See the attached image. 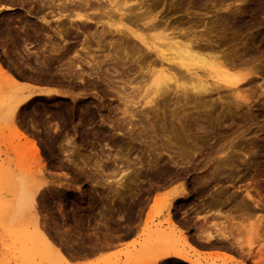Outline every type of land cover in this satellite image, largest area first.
<instances>
[{"label": "rangeland", "instance_id": "obj_1", "mask_svg": "<svg viewBox=\"0 0 264 264\" xmlns=\"http://www.w3.org/2000/svg\"><path fill=\"white\" fill-rule=\"evenodd\" d=\"M140 1L141 0H106L107 4H110L114 8H118L120 10H127L129 8L137 9L138 8L137 5ZM152 2L154 3L152 5H149ZM142 3L143 4L141 11H145L146 8L149 6L150 8L148 7L149 8L148 10H150L152 15H156L158 20L163 22L165 21L169 23L171 26L174 25L175 27H178L186 32L193 31L197 36L201 35L200 38L202 37L203 39L201 40L202 42H204L205 44L208 43V45H212L215 48L217 47L216 49L218 50V52L217 51L215 52L218 53L219 56L223 55L224 57V58L222 57L223 59L225 60L229 59L232 63H234L236 67L233 68L234 70L233 72L243 76L248 75L246 76L245 82L243 81L241 83V87H239V90L235 92L236 94L229 93L228 90L221 91L219 97L221 99L220 102L222 101L221 102L222 104L217 100H215L218 96L212 94L211 99L215 100V102L213 103V108L211 107L212 111L209 110L210 108L208 109V107H205L207 108L208 111H206V109L204 111V107H202L203 110H201V108L198 109V111L200 110V112H198L199 114L194 113L196 115H192L191 116L192 118L190 117L191 119L190 118L187 119V124L190 126L191 129L190 134L192 135V139L194 136L196 137L195 139H198L200 141L194 144V142L191 140L189 141V143L185 144L186 147L191 148L193 150H199L196 152L194 156L195 158L198 157L196 159L200 160L203 156L204 157L206 156L204 153H206L207 151L206 149L212 147L211 145L214 146V148L212 147L213 149L215 148L217 149V147H219L222 143H226L227 139L231 141L232 138L236 136V139L233 140V147L230 150H235L237 152L236 155L240 154L239 157L243 154L242 152L244 153L249 152V154L253 153V155L255 156L253 167L259 166L260 168L255 167L256 174H254L255 172L253 171L250 172L251 174L255 175L254 177H256V178L253 177V179L250 178L251 174H246V172H248L247 170L243 171V169H240L239 171L242 170L240 173L243 177H241L239 181L236 182L232 181V183L229 182L230 179H227L226 177L223 178L221 177L222 178L221 179L220 176L219 178L217 177L209 180L210 182L205 181L207 183L206 185H203L204 182H200L199 179L200 186L199 185L198 186L202 188L199 187L198 188L203 191L207 189L205 192H202L200 195L199 192L201 190H199L197 187L196 189L193 187V190H191L192 189L191 186H194V177L198 176L199 172H200L199 175L204 174L205 171L203 172V169H201L200 166H199L200 170L197 168L195 169L196 171L195 170L193 171L192 168L194 166L181 165L180 164L181 162L178 161L176 162L177 165L176 164L174 165V168H171L173 166L172 164H169V166L170 165L172 166L168 168L172 170V172L170 171V174L172 176L173 171H175V173L177 171H180L179 169H181L182 166L189 167L190 172L187 173L188 175L183 180V182L181 180L179 181L175 180L174 178L171 179L172 177H170L169 180L167 179V176L164 175L162 176L161 174L162 178L160 177L152 178L151 180L155 179V181L154 180L152 181L154 183V186L153 183L151 186H149L146 184L147 181L143 179V181L141 182L138 181L139 183L138 185L142 184L140 185L141 187L138 185L136 186V188L138 189L145 188V191L143 193H139L138 189L137 191H135L136 188H134L135 192L133 191L134 193L131 197L123 198L125 202L123 201V199L120 200L122 201L120 202L119 198L117 197L114 203L112 202L110 203V201H112L113 199L112 194H114V191L111 190H116V188L119 187L117 185L118 183L116 182L120 181L119 179L120 177L122 178L123 176V178L121 179L123 182L120 181L119 184L123 183L122 185L126 187L125 190H128L130 188L133 189L134 185L131 183V181H135V179L133 178L135 171H137V169L141 167L143 169L146 168L148 169L147 160L145 159L146 151L152 148L151 145L152 141L155 139L157 140L160 137L161 132H159L157 136H155L150 132V129L146 131H141L140 125L142 124V126L145 127L147 124L145 125L146 123L145 121H141L144 123H140V121L138 122L139 120L138 117L135 119L136 125L133 127V132H129L128 130H126L124 126L121 128L120 133L119 131L115 132L109 128L108 124L106 125V123L104 124L101 123L100 117H96V116L90 117L85 113L83 115V110L86 109V104L88 103L89 100H90L89 102L93 103L92 105L94 107L93 109L90 108L89 110H94L96 105L97 107H100L101 104L102 105L106 104L105 106H103V108H101V111L102 109L104 111V112L102 111L101 113L102 115L107 114V110H105L104 107L108 108V105L112 104L111 107L117 106L120 109L123 108L121 102H117V100L115 99L116 98L115 93L111 91V89L107 88L108 85L110 84L109 86L112 87L113 89L116 88L117 90L124 91L126 100L130 102L127 104L129 107L128 108L129 111L136 112L137 109L139 108H145L142 105L144 98L143 95L144 90L142 88L143 84L136 85V83H130L128 82V80H126L123 74L121 75L119 70L124 69L125 67L122 66L121 63L116 64L113 63L112 61V59H114L115 56L117 58L122 57V53L118 49L113 50V48L111 49L110 47L107 48L97 47L96 45L93 44L90 45V47L85 48L86 52L82 51L84 54H82V52H79L81 57H80V61L77 64L80 65V69H82L86 73L89 71L90 73H92L91 71L93 68V72H96L98 76H100V79H96L97 80L96 81L94 78L93 81L95 84L98 85L99 88L97 87L95 89L90 88L88 90H78L69 87L70 85L68 86L65 83L62 82L59 83L58 81H61V77L55 73L56 69H59V67L57 66L58 63L56 65L54 63L53 64L54 66H52L51 69H49L52 71L48 70L50 72V73L47 72L48 76L46 72L42 74L43 78H46L45 81L37 80L39 82L37 81L32 82L33 81L32 79L41 76L39 73L40 70L39 71L37 70L39 67L40 69L42 68L40 66V62L43 60L40 59L42 58L41 55L43 53L47 54V52L50 50L49 48L51 47V43L57 47L56 44H59V39L52 38L54 42H52L51 39H50L51 42L49 40L47 41L48 38H46V41L45 39L43 40L41 39L43 43L42 42L37 43L36 44L37 46L35 45L34 42L26 43V41L30 42L31 40L30 41L25 40L24 44L23 41H21V43L20 41L15 43L10 42V45L12 46L14 45L16 47V48L12 47V51L14 55V57H11L13 58L12 61H10L11 58H9V62L6 61V59L4 60V57H2L1 55L2 49L0 50V55L1 58L3 59V63L6 61L5 62L6 64L5 63L4 64L6 65L7 69L10 66L9 68L10 70L8 69L10 72H12L13 69L15 68L14 72H12L13 74L12 73L11 74L15 78L19 75L17 77V80L19 79L18 82L20 83L29 82L31 84L32 83L36 84L37 82L38 85L39 83L42 82L41 84L51 85V86L52 85L54 86V84H56L55 86H57L59 84L58 88L63 89L62 90L63 94L61 96L55 95L53 97L35 96L31 98L28 102H26L23 106L18 108L13 115L11 114L12 113L11 109H9L10 108L9 105L14 100V98L20 97L22 92L17 87H15V84H13L14 82L12 84H10L11 81L10 83H6L4 82L5 78L3 77L2 79V76H0V186L2 184H6L0 187V205L6 207V209L8 207V210H10V208L14 206V199L16 198L19 187L16 185L15 183L16 181H11V180L13 179L15 180V178L18 179L19 174L22 175L21 173H24L27 176L25 177L23 175L22 176L27 180L29 179V182L30 180H32L33 182V183L31 182L32 184L30 183L31 186L28 184L30 188H33L31 190H34V188H36L35 189L36 192L34 195V199H35L34 206H35V210H38L36 212L37 220L38 222L40 221L39 223L37 222V224L38 225L40 224L39 225L40 228L41 225L44 224V222L45 224H47V225L44 224L45 226L43 225L41 229L44 231V227L45 229L47 227L48 230L46 229L44 232L47 231L46 232L47 235L50 234L49 236L50 239L52 238V240L57 243L58 247L59 245H61V247L64 250H66V248L67 249L72 248L70 249V251H72V253L74 252L76 253L78 251L77 253L79 254L76 255V257L77 256L81 257V254L87 252L84 251L82 253L83 251L82 248L88 250L89 246L92 243L97 241L99 242L98 239L104 240V238L108 237V235H111L112 237L114 235L116 236L117 234H120V236L122 237H129L131 235L135 237L134 241L123 249H118L104 256H98V259L95 261L83 262V263L76 262L75 264H151V261L148 258L142 257L144 255H142L141 253L144 245L148 243L151 244L150 237L144 234L152 230L169 232L171 230V225L167 223L168 215L170 216V221L173 224L176 223L175 225L178 226L179 224L174 219L173 211L177 210L176 207L181 204H183V206H180L181 210H184L185 202H186L185 205H187L188 202H190L189 205L193 206L191 214L193 213L195 215V218H193L194 222L191 225L192 227L193 225L195 226V228L201 226L205 231L206 230L212 232L217 231L219 233H222L224 231V233L230 237L234 236L239 239L241 238L242 240H240V242L238 243H243V244H248L250 242L248 241L249 239H246L249 236V234L250 236L252 234L253 236L254 234H256L255 238H250V239L252 241L254 240L253 242L264 243L263 234H262L264 228L263 215L256 214L255 216L249 215V216H245L244 218H240L236 216L235 213L232 214L225 213L226 215L224 214L223 216V212L226 210L227 207H223V208L217 207L219 209V210L216 209L217 211L214 210L215 207H213L212 209H210V206H208V209L207 208L203 209L202 207H200L201 206L200 203H202L203 199L204 198H206V200L208 199L207 196H209L208 195L209 192L210 193L217 192L218 190L223 189L224 186L225 189L223 190H228V191H230L231 189L232 191L241 190L240 192L242 195L244 194V190L251 189V187L255 183L254 186L256 187L258 185L260 189L258 187L256 188H258L261 192L264 193V175H263L264 168H262L264 166V26L258 24L257 22H253L255 25L262 28L261 30L262 36L259 38V41L261 39L262 40L260 42H256L253 45H250L248 43L250 36L258 35L257 34L258 31L255 28L252 30L250 29L247 32H242L236 30L232 25H229L227 22L224 21L225 17L228 15H232L236 19H246L248 14H251V11L254 8H262L263 13L258 15V20H262L264 22V0H145V1L143 0ZM53 19H59L58 10H54L52 14H49L48 20L51 21L52 27L55 25ZM114 21L115 22L112 23L116 24L117 20L115 19ZM106 23H107L106 20H101L97 28L100 29L102 26H105ZM129 24H130L129 22L126 21L123 22V25L125 27H131ZM138 28L140 27L137 28L132 27V29H138ZM138 32H141L139 34H144V35L146 34V32H142V30L141 31L139 30ZM48 42H50L49 46H47L49 44ZM17 43L19 44V46L17 45ZM38 44L39 46L41 45L42 48L44 47V49L39 47ZM42 44H45L46 46H43ZM80 44H81L80 41L74 44V50H80L81 46H84V45L80 46ZM24 45L26 46L25 50H24L25 48ZM19 47L20 50H18ZM15 49L17 50L16 53L18 52L16 56L20 60L15 58V54H14ZM22 49L24 54L21 52ZM4 51L5 50H3V52ZM113 51H115L116 53ZM40 52L41 55L39 54ZM25 53L26 54L28 53L29 57H27L28 54L25 55ZM71 56H72V52L69 53L68 57ZM36 59L37 61L39 59V61L38 62L35 61ZM10 62L11 64H9ZM12 63H14L15 66H13ZM74 64H76V62H74L73 65ZM11 65L13 66V69L11 68ZM17 69L18 71L15 72ZM36 70L39 73V75L38 73L35 72ZM51 72L53 73L51 74ZM54 73L56 74V76ZM101 77H103V79L106 78L108 79L109 77L110 78L109 84L107 83L108 81L107 79H106L107 80L106 83H104L105 80H103V82L101 83L102 81ZM84 78L87 81H92V78L89 79L87 75L84 76ZM228 93L232 94L233 98L232 95H229ZM237 95H239V98L240 97L244 98L240 100L241 102L243 103L244 101H246L247 103L250 102L249 107H246L244 103V105L242 104L241 109L239 108L240 110L238 109L239 110L238 111L236 108V104L234 103L235 101L237 102L239 100L238 97H235ZM234 97L236 98L235 101L233 100ZM96 102L99 104H95ZM226 102H229V104H227ZM172 103L173 101H170L169 104L167 103L170 106H167L166 109L169 108L172 110L175 107L174 104L171 105ZM83 105L85 106V109ZM78 110L81 113V114L79 113L80 114L79 116L77 115ZM165 111L166 114H168L167 110ZM9 114L13 115L14 117ZM9 116L12 117V121H11V117L9 118ZM193 116L194 117L198 116V117L194 118ZM116 117L119 118L120 115L117 114V116L109 118L110 121L112 120L110 122L111 124L117 123ZM222 117L224 120L222 119ZM193 118L197 122L193 120ZM218 119L219 120L222 119L220 122L223 123L222 124L219 123ZM155 121L156 120L153 118L152 123L156 127H158L157 124L160 123L161 121L157 120L156 121L157 124L155 123ZM198 122L199 124H197ZM211 123H213L214 125H212ZM204 124H205L204 128L208 124L205 130L204 131L198 130L199 125L203 127ZM219 124H221V127L218 129V126H220ZM196 125L198 126V129L196 128L197 127ZM14 126L16 130L14 129ZM35 128L39 133L35 131ZM17 132L21 134L22 137H17L16 136ZM17 138H19V140ZM22 138H24V140L35 139V142L37 144L39 156L41 159L40 162H42L41 163L42 167L40 168V173H38L39 170L36 171L37 168H35L36 170L34 173L36 175L30 172L34 170L33 168L36 164V163L34 164V162H32L31 160L32 158H30L31 155L30 153L32 151H30L31 149L29 145ZM113 141L118 143L114 144ZM226 147L224 149H227ZM200 149L206 151L203 152ZM19 150H21L22 153ZM65 151L68 152L66 156L64 154ZM20 154H23L24 156L21 155L22 156L21 157ZM68 154H70L69 155V157H71L70 159L67 156ZM93 155H95L96 157ZM65 157H67V159ZM94 157L97 160L99 159L100 161L96 162V159ZM162 157L164 158V156ZM92 158L94 160H92ZM79 160L80 161L83 160L82 163ZM176 166L177 169L175 168ZM242 166H246V165L242 164ZM156 170L158 171V169ZM156 170L155 169L153 170L155 175L157 174ZM257 172H259L260 174H257ZM31 173L34 175H32ZM221 173L223 172L221 171L220 173L217 174H221ZM238 173L239 172L237 171V174ZM190 174L191 176H189ZM162 179L164 180V182ZM220 179L223 181H221ZM218 180H220L221 183L220 181L217 182ZM129 181L130 183H128ZM158 181H162V182H158ZM226 181H228L227 184ZM251 181H253L254 183L250 184L249 186L247 182H251ZM256 181L259 183H257ZM156 182L160 183V185L162 184L161 187ZM182 183H184V185ZM233 183L235 189L234 187H230L231 188L230 189L229 185L232 186ZM8 184H10V186H8ZM61 185H63V187ZM242 185H244L245 187ZM12 186H14V189ZM148 187H150L151 189ZM181 187L184 188V193H179L180 189L178 188ZM155 188L158 189V191ZM119 189L117 188L118 192L121 191ZM149 189L150 192L148 191ZM197 189L199 194L197 193ZM185 190L188 192H186ZM228 191L226 192L229 193ZM136 192H138L139 195ZM175 192L176 193L178 192L177 194L179 195L172 198ZM95 193L99 196H96ZM205 193L207 194L205 195ZM140 194L142 196H140ZM155 196L160 197V199L157 198L158 201L163 200L164 198H166L164 200H167L168 198H172V200H170L169 208L167 210H163L161 214H158L156 216L152 215L153 209L158 203L155 202ZM195 196H197V198H195ZM238 196L240 197V194ZM200 197L201 199H198ZM90 202L92 205L95 206H91ZM106 203L108 204L105 205ZM115 203L120 204V206L118 205L115 206ZM121 203H123L122 207H121ZM197 203L199 206L196 205ZM90 206L92 207V209H90ZM99 206L100 207L102 206V208L99 209L100 208ZM105 206L107 210L106 208L104 209ZM127 207H129V209ZM194 208H198V209L195 210ZM199 208H201V210ZM9 212L11 213V210L8 211L7 214H10ZM60 214L61 215L63 214L62 215L63 220L60 218L61 217ZM38 215L41 217L39 218ZM28 216L33 217V215H28ZM27 217L26 215L25 217L23 215L19 219L18 222L19 225H21L19 227L25 226L27 227V230L31 232L28 235L27 233L28 231L27 232L24 231L26 233L25 235L26 238L28 237L30 238V240L32 239V242L34 244V245L32 244L33 248L35 247L37 252L32 249L31 243L28 242L30 240L28 239L24 240L25 237L24 239H22V236L24 234L22 233L23 231L19 233L18 231L19 229H18L17 230L18 235L14 234L16 231L13 232V230L15 229V227L18 228V224L12 230L13 234L11 236L7 235L9 234V232H6L7 229L4 228L3 230V228L0 227V264H14L15 262L16 264L18 262H19L18 264H36L37 261L38 264L40 263L48 264L49 262H54V259L52 257L51 258L53 259V261L52 259L47 261V259L50 258V256H48L46 254L45 249H43L44 245L42 244V241H40L39 238L40 236L38 238L36 237L38 235L35 236V234H37V232L34 233V231H37L33 227L35 223L32 222V224L34 223L32 225L29 222L31 219L28 221ZM67 218L68 220H66ZM144 218H146L145 222H144ZM194 219H196V221ZM5 222H6L5 226H7L6 228H8L9 226L7 224V220ZM20 222H22L23 224H20ZM253 225L254 228L256 227V230H252ZM178 227L183 230L186 229L185 231L188 230V232H193L192 227H191L192 229H187L188 226L186 227L178 226ZM250 229L252 231H250ZM253 231L255 233H253ZM237 234L238 236L239 235L240 236L239 237L236 236ZM51 235L54 237V239ZM34 236L36 238H34ZM234 237L231 238V240L235 241ZM80 239H82L81 241L83 243L80 241ZM90 240L91 242L93 240L94 241L90 243L89 242ZM37 241L38 243L40 242V244L43 245V247L40 244H38ZM27 242L29 247L31 245V248L27 246L26 244ZM76 242L79 243L81 247L82 246L83 247L78 250ZM36 244L39 246H36ZM67 245L70 246L67 247ZM71 246H74L75 248ZM153 246L154 245H152V247ZM26 247L28 248V252L26 251L27 249H25ZM197 247L199 248L198 249L199 253L193 254L192 252L189 251L188 248L185 247L183 243H179V245H177V248L181 249L183 254L186 255L188 258H190V260L198 261L201 264H221L222 262L221 260L225 259V257L227 256L224 255L225 257H223V255H221L217 251H213L211 253H205L201 250L199 246H196L195 248L197 249ZM24 251L25 254L27 253L26 256L23 254ZM67 251L70 253L69 250ZM262 253H264V251H262ZM86 256L87 257L89 256L88 258H92V257L94 258L93 255H86ZM86 256L85 257L82 256L81 258L87 259ZM227 257L229 258V256ZM15 258L17 260H15ZM226 261L228 262L229 260L227 259ZM230 262L231 264H234L235 262L236 264L240 263L235 259L233 261L230 260L229 263ZM73 264H74V260H73Z\"/></svg>", "mask_w": 264, "mask_h": 264}, {"label": "bare ground", "instance_id": "obj_2", "mask_svg": "<svg viewBox=\"0 0 264 264\" xmlns=\"http://www.w3.org/2000/svg\"><path fill=\"white\" fill-rule=\"evenodd\" d=\"M142 2H143V0H141L138 3L137 9L129 8L127 10H120L118 8H114L110 4H107L106 0H0V38L4 39V42L0 43V48L2 49V57H4V60L6 59V61H8V62H9V58L14 57L12 47H15V46L10 45V42L15 43V42L20 41V43H21V41H23V44H24L25 40H29V41L31 40L30 42L26 41V43L34 42L36 45L37 43H40V42L43 43V41H41V39L42 40L45 39V41H46V38H48L47 41L49 40L51 42V40H52V42H54L52 38L53 37L57 38V39H59V44H56L57 47L51 43V47L49 48L50 50L49 51L47 50L48 51L47 54L42 52L43 54L41 55V52L39 53L42 57L40 59H43L42 61L40 60L41 61L40 66L42 68L40 69V67H39L37 69L38 71L40 70L39 73L41 76L35 77V79H32L33 81L32 80L31 81L32 82L37 81V80L45 81L46 78H43L42 74H44L45 72L47 74V72L52 71L49 69H51V67L54 66L53 65L54 63H55V65L58 63L57 66L59 67V69L55 68L56 69L55 73L61 77V81H58L59 83H61V82L65 83L68 86L70 85L69 87H72V88L78 89V90H88L90 88L95 89L98 87V85L95 84L93 81H94V78H95V80L100 79V76H98V74L96 72H93V68L91 71L92 73H90V71L86 73L82 69H80V65L77 64L80 61V57H81L79 52H82V51L86 52L85 48L90 47V45L93 44V45H96L97 47H103V48L104 47L105 48L110 47L111 49L113 48V50L118 49L122 53V57L117 58L115 56L114 59H112V61H113V63H116V64L121 63V65L125 67L124 69L119 70V72L121 73V75L123 74V76L126 78V80H128V82L136 83V85L137 84L138 85L143 84L142 88L144 90L143 91L144 98H143L142 105L145 108H139V109H137L136 112L129 111V109H128L129 107L127 104L130 102H128L126 100V97L124 95V91L117 90L116 88L113 89L112 87H110L109 86L110 85L109 84L110 78L109 77H108V79L106 78L108 80L107 81L106 79H103V77L106 76V75H104L103 77H101V80H102V81L100 80L101 83L103 82V80H105L104 83H106V81H107V83L109 84L107 88L111 89V91H113L115 93V95H116L115 99L117 100V102H121V104L123 105V108L120 109L117 106L111 107V105H112L111 104V105H108V108L104 107V109L107 110V114L102 115L101 113H102L103 109L101 111V108H103V106H105L106 104H104V105L101 104L100 107H97V105H96L94 110H89L90 108H92V109L94 108L92 105L93 103L89 102L90 101L89 100L88 103L86 104V109H85V106L83 105L84 109H85V110L82 109L83 115L85 113L86 115H88L90 117H94V116L100 117L101 123H103V124L106 123V125L108 124L110 129H112L115 132L119 131V133H120V130L123 126L129 132H133V127L136 125L135 119L138 117V119H139L138 122L140 121V123H144L141 121H145L146 122L145 125L147 124L146 125L147 127L146 126L143 127L142 124L140 125L141 131H146V130L150 129V132L153 135L157 136V134L159 132H161V135L157 140L155 139L152 141V143H151L152 148L146 151L145 159L147 160L148 169L147 168L143 169L141 167V168H138L137 171H135L134 176H133L135 181H131V183L134 185L133 189L127 188L128 190H125L126 187H124V185H122L123 183L119 184L120 181L123 182L121 180L123 178V176H122V178L120 177L119 178L120 181L119 182L117 181L116 183H118L117 185L120 187V189H119V187H117V188L121 191L118 192L117 188H116V190H111V191H114V194H112L113 199H112V201H110V203L111 202L114 203L115 199L117 197L119 198V201L122 200L124 197L125 198L131 197L133 195V193L135 191H137V189H138V188H136V186L139 184L138 181L141 182V181H143V179L145 181H147L146 184L149 186L152 185L153 180L155 181V179L151 180L152 178H155V177L156 178L157 177L162 178L163 175L167 176V179L172 177L171 179L174 178L175 180H178V181L181 180L183 182V180L188 175L187 173L190 172L189 171L190 168L185 167L187 165L188 166L189 165L194 166L192 168L193 171L197 168L199 169V166L201 169H203V172L205 171L204 174L199 175V173H200L199 172L198 176L194 177V186H191L192 187L191 190H193V187L196 189V187L198 188L200 186L199 179H200V182H204L203 185H206L207 184L206 182H210L209 180H211L213 178H217V177L219 178V176H220V178L226 177L227 179H230V181L229 180L228 181L232 183V181H234V182L239 181V179L241 177H243L240 173L242 170L239 171L240 169H243V171L247 170L248 172H246V174H251L250 172H252V171L255 172L254 174H256V168H260V167L259 166H255L256 168L253 167L254 158H255L253 153L249 154V152L248 153L242 152L243 154L241 153L242 155L239 157L240 154L236 155L237 152L235 150H230L233 147V140L236 139V136L234 138H232L231 141L227 139V142L222 143L219 147H217V149L216 148L213 149L214 146L210 144L213 148L212 147L208 148V149H206L207 151L204 149L206 151V153H204L206 156L205 157L203 156L201 159L199 157L200 160L196 159L198 157L195 158V156H194L196 154V152L199 150H193L191 148H187L185 145V144L189 143V141H191V140L194 142V144L198 143L200 141L198 139H195L196 137H194V136L192 139V135L190 134L191 129H190V126L187 124V119H189L192 115H196L194 113L200 112V110L198 111V109L201 108V110H203L202 107H204V111H205V109H206V111H208L207 108H205V107H208V109L210 108L209 110H211L213 108V103L215 102V100L220 102L221 99L219 97V94L221 91L228 90L229 93H232V94L235 93L237 90H239V87H241V83L243 81L245 82L246 76H248V75L243 76V75H240L238 73L233 72L234 71L233 68L236 67L234 65V63H232L229 59H228L229 61L223 59L224 58L223 55L219 56V54L215 52V51L218 52V50L216 49L217 47L215 48L212 45H208V43L205 44L204 42H202L201 40H203V39H202V37L200 38L201 35L197 36V35H195V33L193 31L186 32V31H184L178 27H175L174 25L171 26L169 23H167L165 21L163 22V21L158 20L157 16L152 15L150 10H148L150 8L149 6H148L149 8L147 7L145 11H141L142 4H143ZM153 3L154 2L150 3L149 5H152ZM13 7L14 8L19 7V8L24 9L25 10L24 16H22V17L17 16L18 19L14 20V17L9 15L11 13V9ZM45 9L47 11H49V10L50 11L47 14H45L44 13ZM53 9L59 11V19H53V22L55 25L52 27L51 21L48 20V17H49V14H52V12L54 11ZM262 13H263L262 8H254L251 11V14H248L246 19H236L234 16L228 15L225 17L224 21L227 22L229 25H232L236 30L242 31V32H247L250 29L252 30L255 28L258 31L257 32L258 35L257 36H250V38L248 40V43L250 45H253L256 42H260L262 40L261 39L259 41V38L262 36V32H261L262 28L253 23V22H257L258 24L264 26V22L262 20H258V15L262 14ZM115 19L117 20L116 24L112 23V22H115L114 21ZM101 20H106L107 23L105 24V26H102L100 29H98L97 27L100 24ZM124 21L129 22L130 23L129 25L131 27H125L123 25ZM132 27H136V28L140 27V28L132 29ZM139 30L140 31L142 30V32H146V34L145 35L139 34V33H141V32H138ZM163 32H165V33L167 32V33L165 34ZM77 41H80V43H81L80 46L84 45V46H81L80 50H74V44H76ZM50 42H48L49 44L47 46L50 45ZM17 45L19 46L18 43H17ZM42 45L46 46L45 44H42ZM33 46H34V44H33ZM38 46H39V44H38ZM39 47H41V45ZM212 47L215 49H213ZM110 48H109V50H110ZM25 49H26V46H25L24 50ZM42 49H44V47ZM3 50H5V51L3 52ZM18 50H20V47ZM16 51L17 50L15 49L14 54H15V58L18 59V57L16 56V54H18V52L16 53ZM21 52L23 53V49ZM71 52H72V56L68 57L69 53H71ZM83 52H82V54H84ZM113 52H115V51H113ZM27 54L25 53V55H27ZM27 57H29V54L27 55ZM12 59L13 58H11L10 61H12ZM18 60H20V59H18ZM35 61H37V59ZM38 61H39V59H38ZM74 62H76V64L73 65ZM4 63H3V59L1 58V55H0V76H2V79H3V77L5 78L4 82H6V83H10V81H11L10 84H12L14 82L13 84H15V87H17L22 92L20 97L14 98V100L10 103V105H9L10 108L9 107L8 108L11 109V111H12L11 114L14 115V112L18 108L23 106L26 102H28L31 98H33L35 96H52L53 97L55 95L61 96L63 94L62 91H57L55 89V87H59L58 86L59 84L57 86H55L56 84H54V86L52 85L54 88L47 90V89H41L40 88V86L45 85V84H41L42 83L41 82V83H39V85L41 84L39 86L37 84V82H39V81H37L36 84H34V83L31 84L29 82L28 83L18 82L19 79L17 80V77L19 75L16 78L12 75L13 74L12 72H14V69H15V68L13 69V66H15V64H14L15 62L12 63L13 66L11 65V68L13 69L12 72L9 71L10 66H9V68H8L9 70H8L6 65H5L6 63L5 64ZM9 64H11V62ZM38 65H39V63H38ZM37 70L35 71L36 73H38ZM17 71H18V69L15 72H17ZM39 73H38V75H39ZM52 73L53 72H51V74ZM17 74H19V73H17ZM56 74H55V76H56ZM86 75H87V77H89V79L92 78V81L85 80L84 76H86ZM20 76H22V75H20ZM44 76H46V75H44ZM47 76H48V74H47ZM23 77H24V75H23ZM25 77H27V76H25ZM28 80H29V77H28ZM54 81H56V80H54ZM60 87H61V85H60ZM212 94L216 95L218 97L215 100L211 99ZM232 94H229V95H232ZM235 97L239 98V95H237ZM235 97L233 99L234 101L236 99ZM232 98H233V95H232ZM85 99H86V97H85ZM242 99H244V98L240 97L239 100L237 99L238 100L237 102L236 101L234 102L236 104L237 110L239 108L241 109V106H242V104L244 105V103H245L246 107H249L250 102L247 103L246 101H244V103H243L240 101ZM170 101H173V103L171 105H173V104L175 105V107L172 110L169 108L166 109L167 106H170V105H168ZM226 103L229 104V102H226ZM95 104H99V103L96 102ZM230 104H232V103H230ZM79 107H80V105H79ZM165 110H167L168 114H166ZM79 113L80 112L78 110V114L77 113L76 114L79 116L81 114V113L80 114ZM11 114H9V115H11ZM117 114L120 115L119 118L116 117L117 123L111 124L110 122L112 120L110 121L109 118L117 116ZM13 115H11V116H13ZM11 116H9V118ZM197 117H194V118H197ZM153 118L156 121L157 120L161 121L158 124L155 121V123L157 124L158 127H156L152 123ZM194 118H193V120H195ZM222 119H223V117H222ZM221 120L218 119L219 123H221L220 122ZM11 121H12V117H11ZM196 122H195V124H196ZM140 123H138V124H140ZM10 124H11V122H10ZM197 124H199V122ZM211 124L214 125L213 123H211ZM221 124H219L220 126H218V129L221 127ZM201 125H199V129H198V126L196 125L197 126L196 128L198 130H201V131H204L205 128L208 126V124H207L206 127L204 128L205 124L203 125V127ZM209 125H210V122H209ZM31 126H30V128H31ZM193 128H195V127H193ZM209 128H210V126H209ZM209 128H208V130H209ZM14 129L16 130L15 126H14ZM14 129H13V131H14ZM35 131L37 132L36 128H35ZM37 133H39V132H37ZM16 136L22 137L21 134H19L18 132L16 133ZM17 139L19 140V138H17ZM22 139L24 140V138H22ZM24 141H26V143L29 145V147L31 149L30 151H32L30 153L32 155V156L30 155V158H32L31 159L32 162H34V164L36 163L34 168H33L34 170L30 171V172L34 173L36 170L35 168H37L36 171L39 170L38 173H40V168L42 167V164H41L42 162H40L41 159L39 156V151H38V147H37V144L35 142V139L34 140L33 139H25ZM118 142L113 141L114 144L118 143ZM226 145H227V147H226ZM207 147H209V146H207ZM225 147L227 149H224ZM21 150H19V151L21 152ZM201 151H203V150H201ZM205 151H203V152H205ZM67 153L68 152H66V151L64 152L65 156ZM21 155L24 156L23 154H20V156ZM69 155L70 154H68L67 156L69 157ZM95 155H93V156H95ZM162 156H164V158ZM65 158L67 159V157H65ZM70 158L71 157H69V159ZM99 158H100V156H99ZM174 159H177V160H174ZM92 160H94V159L92 158ZM68 161H70V160H68ZM82 161L83 160H81L80 162L82 163ZM98 161H100V160L96 159V162H98ZM178 161L181 162L180 163L181 165H185V166H182L184 168L181 167V169H179L180 171H177L176 173H175V171H173V173H172L173 175L171 176L170 171L172 172V170H170V168H168V167H171L173 165L171 168H174V165ZM83 164H84V162H83ZM169 164H172V165L169 166ZM242 164H245L246 166H242ZM75 165H77V164H75ZM175 168L177 169V166ZM262 168H264V166ZM154 169L155 170L158 169L159 173L156 170L157 174L155 175V173L153 171ZM221 171L223 173L217 174V173H220ZM237 171L239 172L238 174H237ZM166 173H169V174H166ZM21 174L24 177L27 176L24 173H21ZM34 174H32V175H34ZM161 174H162V176H161ZM254 174L250 175L251 179H253V177L255 176ZM257 174H260V173L257 172ZM22 175L19 174L18 179L15 178V180H14L13 179L14 177H13L12 178L13 180H11V181H16L15 183L19 187L18 191L16 188L17 195H16V198L14 199V206L12 207L13 209L10 208L11 213L9 212L10 214H7L8 211H10V210H8V207L6 209V207H3L2 205H0L2 207V208L0 207V210H1L0 211V214H1V216H0V222H1L0 227L3 228V230H4V228L7 229L6 232H9V234H7V235L11 236L13 234L12 230L18 224V228L15 227V229L13 230V232L16 231L14 234L18 235L17 230L19 229L18 230L19 233L21 231H23L22 233H24L22 236V239H24V237H25L24 240H26V239L30 240V238H28V237L26 238V236H25L26 235L25 232L28 231L27 227H25V226L19 227L21 225H19L18 221L23 215H24V217H25V215H26V217L28 215H33V217L32 216L27 217L28 221L31 219L32 221L30 220L29 222L31 224H32V222L35 223V224L33 223L34 225L32 224L33 227L35 228V230H37V231H34V233L37 232V234H35V236L38 235V236H36L37 238L40 236L39 237L40 241H42V244L44 245V247H43V245L40 244V242L38 243V241H37V243L40 244L43 247V249H45L46 254L48 256H50V258H48L47 261L51 260L52 258L54 259V262H49L50 264L51 263H53V264H73V260L82 259L81 258L82 256L85 257L86 255H93V254H97L99 252L101 254L102 250L107 249V248L108 249L113 248L114 245H116L118 242L117 239H120L122 237V236H120V234H117L115 232L119 236L114 235L111 237V235H108V237H105L104 240L98 239L99 242L97 241L94 243H92L94 240L92 242L90 240L89 242L92 244L89 246L88 250L82 248L83 246L81 247L80 244L76 242L77 244L76 243L75 244L77 245L78 250L82 248L83 249L82 253L84 251H87L86 253L81 254V257L80 256L76 257V255L79 254V253H77L78 252L77 250H76L77 251L76 253L75 252L72 253V251H70V249H72V248H70V249L66 248V250H64L61 247V245H59V247H58L57 243L54 242L52 240V238L50 239V237H49L50 234L47 235V233H46L47 231L44 232L47 229V227H46V229L44 227V231L41 229L42 226L45 224V222L42 221V222H44V224L41 223V224H43V225H41V228L39 227L40 224L39 225L37 224L38 220L36 217V212L38 210H35V206H34V200H35L34 195L36 192V190H35L36 188H34V190H31L33 188H30L28 186V184L30 185L32 180H30V182H29V179L28 180L25 179ZM157 175H160V176H157ZM189 176H191V174ZM248 177H249V175H248ZM254 178H256V177H254ZM165 179H166V177H165ZM167 179H166V181H167ZM257 179H258V176H257ZM220 180H218L217 182H219ZM221 181H223V180H221ZM221 181H220V183H221ZM228 181H226V184L228 183ZM253 181H251V182H253ZM158 182H162V181H158ZM158 182H156V183L160 185V183H158ZM163 182H164V180H163ZM192 182H193V180H192ZM217 182H216V184H217ZM128 183H130V181ZM253 183H251V184H253ZM257 183H259V182H257ZM10 184H8V186H10ZM182 184L184 185V183H182ZM249 184H250V182H249ZM3 185H6V184H2L1 186H3ZM140 185H142V184H140ZM140 185H138V186H140ZM161 185H160V187H161ZM233 185H234V183L232 184V186H229V188L234 187ZM254 185H255V183H254ZM61 186L63 187V185H61ZM153 186H154V183H153ZM239 186H241V185H239ZM242 186H244V185H242ZM12 187L14 189V186H12ZM208 187H209V185H208ZM252 187H251V189L248 188L249 190H244V194L241 195V192H240L241 190L240 191L239 190H233L232 191L231 188H230L231 190L228 188L230 191L223 190V189H225V186H224L223 189L219 188L220 190H218L217 192H211V193L209 192V194H208L209 196H207L208 199L206 200V198H205V200L203 199L202 202H204L206 204L207 209H208V206H210V209L215 207L214 210L218 209L217 207H220V208L227 207L228 209L223 212V216L225 213L226 214L227 213H230V214L235 213L236 216H238L240 218H244L245 216H249V215L255 216L258 213L264 214L263 213L264 212L263 211L264 210V193L259 190L260 188L258 187V185L256 187H258L259 189L256 188L255 186L253 188ZM134 188H136L135 191H134ZM148 188H150V187H148ZM199 188H202V187H199ZM150 189L148 190L149 192H150ZM153 189H154V187H153ZM178 189H180L179 193H184L183 187L178 188ZM198 189H197V193H198ZM234 189H235V187H234ZM138 190H139V193H143L145 191V188H139ZM156 190L158 191V189H156ZM199 190H201V189H199ZM209 190H211V189H209ZM111 191H110V193H111ZM205 191L201 190L199 192L200 195L202 192H205ZM226 191H228L229 193H227ZM186 192H188V191H186ZM238 192H240V193H238ZM136 193H138V192H136ZM139 193H138V195H139ZM177 193L175 192L172 198L178 196L179 194H177ZM189 194H190V192H189ZM206 194L207 193H205V195ZM237 194L238 195L240 194V197ZM95 195L99 196L96 193H95ZM191 195H192V193H191ZM136 196H133V197H136ZM140 196H142V195L140 194ZM140 196H138V197H140ZM237 197H239V198H237ZM157 198L160 199V197L155 196V202L156 203L158 202V203L153 209L152 215H154V216L161 214V212L163 210H167L170 206V200H172V198H168L167 200H164V199H166V198H164L163 200L158 201ZM195 198H197V196H195ZM202 198H204V197H202ZM198 199H201V197ZM103 201H101V202H103ZM123 201H124V199H123ZM120 202H122V201H120ZM108 203H109V201H108ZM108 203H106L105 205H107ZM123 203H121V207H122ZM90 204H91V202H90ZM116 205L120 206V204L115 203V206ZM196 205L199 206L198 203ZM200 205H201V203H200ZM203 205L204 204L202 203V205L200 207L205 208V205H204V207H203ZM91 206H95V205L91 204ZM91 206H90V209H92ZM103 206H104V204H103ZM112 206H113V204H112ZM194 206H195V204H194ZM61 207H64V206H61ZM124 207H125V205H124ZM101 208H102V206L99 209H101ZM105 208H106V206L104 207V209ZM127 208L129 209V207H127ZM127 208H126V210H127ZM110 209H111V207H110ZM194 209L197 210L198 208H194ZM199 209L201 210V208H199ZM62 210H63V208H62ZM106 210H107V208H106ZM114 211H116V210H114ZM252 212H255V214H252ZM221 214H222V212H221ZM4 215H6V216H4ZM7 215H8V217H7ZM62 215H61V217L60 216L59 217L63 220ZM192 215H194V214L192 213ZM2 216H4L5 218ZM64 216H65V214H64ZM40 217L41 216H39V218ZM167 217H168L167 223L169 225H171V230L169 232L152 230V231H149V232L144 234V235H147L150 237V243L151 244L148 243V244L144 245L141 253H142V255H144L142 257L148 258L151 261V264H158V262H160L162 260H166L168 262L169 261L168 259L183 260L187 264H201L198 261L190 260V258H188L186 255H184L182 250L177 248V245H179V243H183L185 245V247L188 248L189 251L192 252L193 254H198L199 248L197 247V249H196L195 248L196 246H199L201 249L205 248V249H210V250H214V251L219 252V249L223 248L222 245L228 244V243H237L238 244V242H240V240H242L241 238L239 239V238L234 237V236L230 237V236L226 235L224 233V231L222 233H219L217 231H213V232L208 231V230L205 231L201 226H198L196 228L194 225H193V227L188 226L187 229L193 228V232H188V230L185 231L186 229L185 230L180 229L178 227L179 225L178 226L175 225L176 223L173 224L170 221L169 215ZM263 217H264V215H263ZM3 218H4V220H3ZM5 219L7 220V224L9 226L8 228L11 227L10 229L6 228L7 226H5V224H6ZM145 219L146 218H144V222H145ZM175 219H177V218H175ZM66 220H68V218ZM191 221H192V218H191L190 222ZM195 221H196V219H195ZM190 222H188V223H190ZM193 222H192V224H193ZM20 224H23V223L20 222ZM180 224H182V223H180ZM45 225H47V224H45ZM181 227H182V225H181ZM253 228H254V225H253ZM253 228H252V230H256V227L254 229ZM252 230L250 229V231H252ZM27 233L29 235V233H31V232L28 231ZM132 233H134V232H132ZM253 233H255V232L253 231ZM251 234H252V232H251ZM5 236H6V234H5ZM35 236H34V238H36ZM236 236H238V234ZM251 236L249 234V236H248L249 238L247 237L246 239H249L248 241H250L252 243L254 240L252 241L250 238H255L256 234H254V236L252 234ZM233 237H234L235 241L231 240V238H233ZM13 239H15V238H13ZM17 239H18V237H17ZM53 239H54V237H53ZM81 240L82 239H80V241ZM116 240H117V242L115 244ZM21 241H23V240H21ZM30 241H28V242L31 243V245H32L33 244L32 239ZM80 241H78V242H80ZM28 242L26 244L29 247ZM73 243H74V241H73ZM239 244H242V243H239ZM31 245L29 248H31ZM33 245H32V249L36 251L35 247L33 248ZM82 245H84V244H82ZM152 245H154V246L152 247ZM36 246H39V245L36 244ZM69 246L67 245V247H69ZM85 246H87V245H85ZM71 247H74V246H71ZM25 249H27L26 251L28 252V248L26 247ZM67 250H69L70 253ZM15 252H16V250H15ZM15 252H14V255H15ZM80 252H81V250H80ZM102 253H103V251H102ZM23 254L26 256L27 253L25 254V251H24ZM221 255H223V257H225L224 255H227V254H221ZM226 257H225V259L221 260L222 261L221 264H231V262L229 263V261L234 260L233 259L234 257H231V256H229V258L228 257L226 258ZM32 258H33V256H32ZM53 259H52V261H53ZM227 259L229 260L228 262L226 261ZM15 260H17V259L15 258ZM27 260H28V258H27ZM37 260H38V258H37ZM37 262H36V264H38ZM172 262L173 261H171V263ZM29 263H30V261H29ZM174 263H175V261H174ZM14 264H16V262ZM234 264H236V262ZM238 264H243V263L240 262Z\"/></svg>", "mask_w": 264, "mask_h": 264}, {"label": "flooded vegetation", "instance_id": "obj_3", "mask_svg": "<svg viewBox=\"0 0 264 264\" xmlns=\"http://www.w3.org/2000/svg\"><path fill=\"white\" fill-rule=\"evenodd\" d=\"M44 11H45L44 12L45 14H47L49 12L46 9ZM24 14H25L24 9L19 8V7H17V8L13 7L11 9V13L9 15L13 16L14 20H17L18 19L17 16L22 17V16H24ZM1 42H4V39L0 38V43ZM0 50H1V48H0ZM247 183L249 184V182H247ZM251 183H253V182H250V184ZM204 200H205V198H204ZM189 203L190 202H188L187 205L184 204V206H185L184 210H181L180 206H183V204H181V205H178L176 207L177 210L173 211L174 217L177 218V219H175V218L174 219L176 222H178V224L182 223L181 225L191 226V224L193 222V218L195 217V215L191 214L193 206L189 205ZM202 203L205 205V208H206V204L204 202H202ZM202 203H201V205H202ZM204 205H203V207H204ZM205 208H203V209H205ZM227 209L228 208H226V210ZM252 214H255V212H252ZM258 214L264 215L262 213H258ZM191 218H192V221L190 222ZM188 222H190L191 224ZM262 234H263V239H264V228H263ZM222 247L223 248L219 249V253L227 254L228 256L234 257V259H236L237 261H239L243 264H264V253H262V251H264V243H261V242H257V243L252 242L250 244L228 243V244L222 245ZM172 261H173L172 262L173 264H175V263L176 264H186L185 261L179 260V259H176V260L173 259ZM174 261H175V263H174ZM172 263H171V261L167 262V264H172Z\"/></svg>", "mask_w": 264, "mask_h": 264}, {"label": "crops", "instance_id": "obj_4", "mask_svg": "<svg viewBox=\"0 0 264 264\" xmlns=\"http://www.w3.org/2000/svg\"><path fill=\"white\" fill-rule=\"evenodd\" d=\"M40 86V85H39ZM40 88L41 89H47V90H49V89H52V88H54L53 86H50V85H42V86H40ZM55 89L57 90V91H62L63 89L62 88H58V87H55ZM179 226H181V224H179ZM182 227H184V225H182ZM186 227V226H185ZM122 239V240H121ZM134 239H135V237L134 236H129V237H122V238H120V239H117L118 240V242H117V240L115 241V244H116V242H117V244L116 245H114V247L113 248H111L110 250L107 248V249H104V250H102L103 251V253H102V251H101V254H100V252L99 253H97V254H93V256H94V258L92 257V258H87V259H75L74 260V263H83V262H90V261H95V260H97L98 259V256H104V255H106V254H108V253H111V252H114V251H116V250H118V249H123V248H125V247H127L128 245H130L133 241H134ZM120 240V241H119ZM112 247V246H111ZM110 248V247H109ZM203 252H205V253H211V252H213L214 250H210V249H205V248H203V249H201ZM218 252V251H217ZM169 261L168 262H170V261H172L173 259H168ZM158 264H167V261L166 260H162V261H160Z\"/></svg>", "mask_w": 264, "mask_h": 264}]
</instances>
